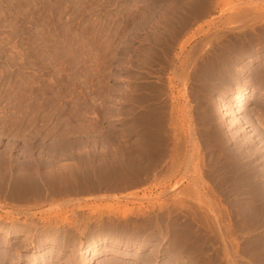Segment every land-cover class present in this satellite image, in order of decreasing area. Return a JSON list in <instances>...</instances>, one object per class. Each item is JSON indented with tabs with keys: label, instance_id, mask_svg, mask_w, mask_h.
Returning <instances> with one entry per match:
<instances>
[{
	"label": "rangeland",
	"instance_id": "1",
	"mask_svg": "<svg viewBox=\"0 0 264 264\" xmlns=\"http://www.w3.org/2000/svg\"><path fill=\"white\" fill-rule=\"evenodd\" d=\"M247 172L264 0H0V264H264Z\"/></svg>",
	"mask_w": 264,
	"mask_h": 264
},
{
	"label": "bare ground",
	"instance_id": "2",
	"mask_svg": "<svg viewBox=\"0 0 264 264\" xmlns=\"http://www.w3.org/2000/svg\"><path fill=\"white\" fill-rule=\"evenodd\" d=\"M248 93H249V88L248 87H242V88H240L238 91H237V93H236V95L234 96V98L231 100V102H230V107H229V110L231 111V112H233V114H234V120H238L239 121V123L240 124H242V125H245L246 124V122L248 121H252V117H251V113H244L243 115L244 116H242L241 114V107H242V105H244L245 103H246V97H247V95H248ZM225 107H223L222 106V104H221V102H218L217 103V111L219 112V113H221L222 114V116H223V118L228 122V120H229V117L230 116H228V114H227V112L225 111V109H224ZM237 121V122H238ZM250 121V122H251ZM230 123H233L232 122V120H231V122ZM230 125V124H229ZM231 125H233V124H231ZM254 125V124H253ZM238 132V131H237ZM259 132V131H258ZM260 139V138H259ZM216 140V139H215ZM243 141V140H242ZM218 142V141H217ZM261 149V148H260ZM252 159V158H251ZM251 170V169H250ZM226 174V173H225ZM246 174V173H245ZM233 177V176H232ZM244 177V176H243ZM263 173H257V172H247V174L245 175V179H246V181L248 180V179H257V182H259L258 183V185H260V187L257 189V191H258V194H259V196L258 197H261V196H264V184H263ZM221 180V179H220ZM235 180V179H234ZM244 182H245V180H244ZM248 182V181H247ZM241 183H243L242 181H241ZM246 183V182H245ZM254 183H255V181H254ZM228 184V183H227ZM226 184V185H227ZM240 184V183H239ZM248 184V183H247ZM246 184V185H247ZM250 184V183H249ZM256 184V183H255ZM233 185V184H232ZM235 185V184H234ZM242 185H244V184H241V186H239L238 185V187L236 188L235 187V189H233V191L237 194L238 193V195H240V194H243V193H247L249 190H247L246 188H245V186L243 187ZM251 185V184H250ZM254 185V184H253ZM252 185V186H253ZM257 185V184H256ZM257 185V186H258ZM249 187V186H248ZM227 188H230V187H227ZM253 188H254V186H253ZM255 188H257V187H255ZM252 189V188H251ZM225 190H227V189H225ZM232 190V189H231ZM234 193V194H235ZM245 193V194H246ZM256 193V192H255ZM249 194V193H248ZM255 196V195H254ZM235 197H238V196H235ZM263 198V197H262ZM242 201V200H241ZM251 201V200H250ZM252 201H254L253 199H252ZM257 202H258V200H257ZM246 203V202H245ZM258 203H260V202H258ZM248 204V203H247ZM251 204H252V202H251ZM254 204V203H253ZM233 205V204H232ZM259 207V206H258ZM256 209H258L257 207H256ZM260 210H261V208H260ZM216 211V210H215ZM259 212V211H258ZM257 212V213H258ZM254 214H256V213H254ZM260 214V213H259ZM223 215V214H222ZM257 215V214H256ZM254 217V216H253ZM258 217V216H257ZM262 217V216H261ZM261 217L259 216L258 218H260L261 219ZM225 218V217H224ZM246 218V217H245ZM216 219V218H215ZM238 219V218H237ZM259 219V220H260ZM250 221V220H249ZM257 223V222H256ZM258 223H259V221H258ZM253 225V224H252ZM217 226V225H216ZM219 226V225H218ZM256 226V225H255ZM258 226V225H257ZM217 228H220V227H217ZM228 228V227H227ZM222 229V228H221ZM218 230V229H217ZM220 230V229H219ZM218 230V231H219ZM226 230V229H225ZM227 234V233H226ZM217 235V234H216ZM231 235V234H230ZM219 236H220V234H219ZM6 238H9L10 237V235H6L5 236ZM198 238V237H197ZM213 238H216V239H214V243H216V242H218L219 240H218V238L219 237H217V236H215V237H213ZM187 240V239H186ZM208 240H210V239H208V238H201L200 240H198L200 243H204V246H205V244L206 243H208ZM221 240V239H220ZM224 240V239H223ZM213 241V240H212ZM186 242V241H185ZM221 242V241H220ZM224 242V241H223ZM104 243V241L103 240H100V241H98L97 243H96V246H100V245H102ZM259 243V242H258ZM229 244V243H228ZM218 245V244H217ZM257 246H259V245H257ZM203 247V246H202ZM261 247H262V245H261ZM225 249V248H224ZM260 249V248H259ZM258 249V247H257V251L259 250ZM223 250V249H222ZM222 250H220L219 248H217V250H216V253H215V257H214V259H212L213 260V264H228L227 262H225V261H223V258L221 257V255L222 256H224L223 254H222ZM261 250V249H260ZM247 251V250H246ZM256 251V250H255ZM256 251V252H257ZM224 252V251H223ZM248 252V251H247ZM90 253H91V249L89 248V247H86V248H83L81 251H80V253L78 254V258H77V262H83V261H85L86 260V258L87 257H89V255H90ZM236 253V252H235ZM237 254V253H236ZM236 254H234V255H236ZM261 254V253H260ZM258 255H259V253H258ZM252 256V255H251ZM235 258V257H234ZM232 259V258H231ZM211 262V261H210ZM209 262V263H210ZM225 262V263H224ZM233 262V261H232ZM231 263V262H230ZM88 264H90V263H88Z\"/></svg>",
	"mask_w": 264,
	"mask_h": 264
}]
</instances>
